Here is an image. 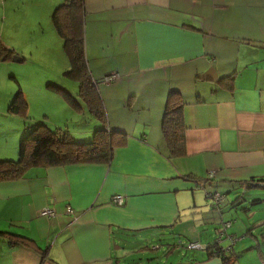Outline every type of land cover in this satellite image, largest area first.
<instances>
[{
    "label": "crops",
    "instance_id": "obj_1",
    "mask_svg": "<svg viewBox=\"0 0 264 264\" xmlns=\"http://www.w3.org/2000/svg\"><path fill=\"white\" fill-rule=\"evenodd\" d=\"M85 8L89 67L109 128L127 140L111 164L35 167L0 182V230L35 242L4 244L0 264H122L126 236L151 242L168 235L187 209L204 207L198 197L214 214L208 193L264 179V0H85ZM212 67L218 82L203 81ZM171 91L188 102V152L175 158L162 130ZM95 129L78 134L91 137ZM14 140L0 148L1 158L17 155ZM48 209L55 215H44ZM233 234L240 255L230 264H243L254 247L241 245L255 239ZM207 248L195 264H224L220 256L207 259Z\"/></svg>",
    "mask_w": 264,
    "mask_h": 264
},
{
    "label": "rangeland",
    "instance_id": "obj_2",
    "mask_svg": "<svg viewBox=\"0 0 264 264\" xmlns=\"http://www.w3.org/2000/svg\"><path fill=\"white\" fill-rule=\"evenodd\" d=\"M64 1L0 0V38L6 47L15 52L13 59L0 62V148L4 153L6 146L11 147L13 139L18 145L17 155L10 156L9 159L19 158L22 138L42 124L53 130L60 127L69 130L76 142L80 143L90 142L94 137L78 134L82 127L92 128L95 125V133L103 128L87 109V117L79 125L84 116L72 110L63 95L55 89L59 87L67 90L76 98L80 89L79 83L66 75L70 70V60L64 49V41L52 21L55 9ZM19 96L28 104L26 113L21 116L12 115L9 109ZM67 106L69 114L61 111V107ZM76 116L80 119L76 120ZM222 191L226 194L228 189ZM234 198L231 194L226 195L221 202L226 210V219L234 220L233 230L230 229L231 224H227L226 228H229V232L237 233L239 238L248 236L249 241H253L252 234L247 235V226L264 218V211L261 209L250 217V212L235 211L231 206ZM197 201L199 206L204 207L187 209L183 214L185 221L182 226L168 235L156 236L151 242L147 237L126 236L125 242L120 243L127 252L122 257V264H195L198 257L200 260L204 259L203 249L199 248L208 247V242L219 243L218 247L225 253L230 252L238 239L215 231L216 227L223 225L221 212L215 210L213 214L210 204L209 209L206 207L204 196L198 197ZM200 219H204L207 224L201 225L198 221ZM223 227L224 225L221 228ZM255 229L260 241H264L259 228ZM197 240L201 244H194ZM257 244L254 241L250 245H241L240 249L243 250L254 247V251L246 253L242 258L243 264H264V259L258 254L259 249L255 247ZM261 249L264 250V245Z\"/></svg>",
    "mask_w": 264,
    "mask_h": 264
},
{
    "label": "trees",
    "instance_id": "obj_3",
    "mask_svg": "<svg viewBox=\"0 0 264 264\" xmlns=\"http://www.w3.org/2000/svg\"><path fill=\"white\" fill-rule=\"evenodd\" d=\"M52 21L58 35L64 41V49L70 60V70L66 75L78 82L80 87L77 98L67 90L59 87H55V89L63 95L72 110L82 114L87 109L103 125V128L96 131L92 141L80 143L76 142L71 132L64 128L53 130L43 124L36 126L22 138L18 159H2L0 157V182L19 180L25 177L30 169L35 167L49 168L79 164H111L115 156V150L127 140V134L109 128L107 112L98 83L89 67L86 52L85 0H65L63 4L55 9ZM14 55L15 52L6 47L0 38V62L9 61L13 59ZM227 80L229 78H224L220 83L222 86L232 89V86L228 85ZM187 105L188 102L182 93L179 91H171L169 93L162 130L170 158L183 157L188 152V127L185 118ZM27 107V102L22 99V96H19L11 105L9 112L12 115L21 116L26 113ZM190 178L192 177H187V179ZM239 184L240 186L232 187L226 194L220 192L208 193V199L212 200L216 193H220L225 199L226 195L230 193L235 197L231 202V206L235 211L250 212L249 217L261 209V211H264V187L260 185L264 184V179L252 178L250 181L240 182ZM242 185L246 187L243 188L241 187ZM212 205L221 212L223 218L226 211L223 204L213 202ZM232 208L231 210H233ZM223 222L224 227L217 229V233L219 234V231H221L227 236L234 235L233 233L235 232H229V228H226L229 225L228 223L231 224L232 228L234 220L226 221L224 218ZM255 227L259 228V233L263 235L264 240V218L257 219L247 226V235L249 233L252 234L255 242L258 243L255 247L259 249L260 256L264 259V250L261 249L264 241H260L258 238V234H256L258 231H254L257 229ZM4 244L10 248L19 246L29 248L34 246L35 242L26 236L0 230V253ZM218 244L208 245L205 250L207 251V259L217 254L222 258L224 264H230L233 261L231 256L234 257L235 255L236 259L239 257V253L233 254L235 247L230 252L228 251L227 253L231 254L227 255L220 246L218 247ZM41 251L44 257L47 256V251Z\"/></svg>",
    "mask_w": 264,
    "mask_h": 264
},
{
    "label": "built area",
    "instance_id": "obj_4",
    "mask_svg": "<svg viewBox=\"0 0 264 264\" xmlns=\"http://www.w3.org/2000/svg\"><path fill=\"white\" fill-rule=\"evenodd\" d=\"M212 200L214 203L219 204L224 200V197L220 193H216ZM114 202L118 205H123L125 203V197L123 195H117L114 197ZM69 212H71L70 208ZM44 215L51 217L55 215V212L53 210L48 209L44 212Z\"/></svg>",
    "mask_w": 264,
    "mask_h": 264
},
{
    "label": "water",
    "instance_id": "obj_5",
    "mask_svg": "<svg viewBox=\"0 0 264 264\" xmlns=\"http://www.w3.org/2000/svg\"><path fill=\"white\" fill-rule=\"evenodd\" d=\"M218 73L217 70L215 68H211L203 77L202 80L203 81H208V82H218L219 78H218ZM261 186L264 187V184H260Z\"/></svg>",
    "mask_w": 264,
    "mask_h": 264
}]
</instances>
